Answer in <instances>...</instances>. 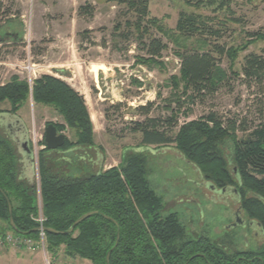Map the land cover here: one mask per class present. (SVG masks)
Segmentation results:
<instances>
[{
	"label": "trees",
	"instance_id": "16d2710c",
	"mask_svg": "<svg viewBox=\"0 0 264 264\" xmlns=\"http://www.w3.org/2000/svg\"><path fill=\"white\" fill-rule=\"evenodd\" d=\"M149 2L119 1L126 13L133 15L132 20L126 21L127 28L136 33L146 51V57H137L138 64L164 65L162 53L168 44L163 39L173 44V52L180 59L179 75H172L169 81L176 108L168 106L171 115L161 119L149 117L153 103L138 107L136 114L146 119L134 122L132 130L141 134V146L176 145L181 155L216 188L235 186L241 195V210L264 231V122L250 128L245 121H224L217 114L209 113L173 132L186 103L215 94L228 81V72L221 66L223 59L230 60L229 69L234 76L263 82V54H245L240 71L233 70V66L250 43L264 41V32H245L247 42L237 46L223 42L227 33L235 30L231 24L243 23L232 10L231 0H185L186 5L196 11L210 9L213 15L180 12L173 29L164 24V19L151 16ZM92 9L91 5H84L79 12L89 10V14H93ZM153 30L161 37H156ZM121 35L128 37V34ZM22 36L17 33L14 40H21ZM30 94L36 104L53 107L75 137L74 141L66 137L64 146L57 150L46 147L45 136L42 141L45 148L39 152L37 167L44 227L66 231L85 213L98 212L77 225L71 234L46 232L49 254L56 256L64 246L66 256L79 257L91 264H108L109 253V264H264V244L256 250H240L238 237L234 235L222 237L220 243L207 236L195 238L177 212L166 214L163 197L150 184L145 152H128L118 166L106 170L77 175L78 167L66 169L54 153L96 147L86 100L65 80L42 75L32 88L18 77L1 85L0 105L9 102L12 107L7 113L15 115ZM2 112L0 110V114ZM56 127L59 133L64 128ZM239 131L243 136H238ZM11 139L0 136V235L13 233L37 243L39 233L33 231L39 226L34 220L39 215L37 186L31 184L26 173L22 175L26 169L19 157L22 154L16 141L13 143ZM227 141L233 143L236 178L228 169L222 152ZM247 191L253 195L246 196ZM9 205L18 232L10 226Z\"/></svg>",
	"mask_w": 264,
	"mask_h": 264
},
{
	"label": "rangeland",
	"instance_id": "374dc122",
	"mask_svg": "<svg viewBox=\"0 0 264 264\" xmlns=\"http://www.w3.org/2000/svg\"><path fill=\"white\" fill-rule=\"evenodd\" d=\"M119 1L0 0V86L13 77L26 81L30 88L42 75L65 80L86 100L94 125L96 147L54 153L62 166L66 169L78 167L80 171H75V174L79 175L118 166L128 152H145L149 160L150 184L163 197L166 214L177 212L195 238L207 236L220 243L222 237L234 235L238 237L236 241L240 250H256L264 244V231L241 210V195L235 186L229 187L226 193L214 190L213 194L206 185L207 180L181 155L176 145L141 146V134L132 130L134 122L146 119L136 114L138 107L153 103L149 117L161 119L171 115L168 106L176 108L174 90L169 81L172 75H179L180 59L173 52V44L164 38L168 44L162 53L164 65L148 67L138 64L137 57H146V51L138 42L136 33L127 28L126 21L132 20L133 15L127 14ZM149 1L151 16L164 19V24L171 29L175 28L180 12L213 15L210 9L196 11L187 6L185 0ZM231 2L232 10L243 19V23L231 24L235 30L229 31L223 42L237 46L247 42L245 32H264V0ZM84 5H91L93 14H89V10L80 14L79 8ZM152 32L161 37L155 30ZM17 33L23 34L21 40H14ZM121 33L128 34V37ZM249 52L264 55V41L252 42L245 52H240L233 70L240 71L243 57ZM93 65L104 66L105 69L98 71L95 77L91 71ZM230 65V60L223 59L221 66L228 72L229 79L215 94L186 103L179 116V125L173 129L174 134L185 123L209 113L217 114L224 121H245L250 128L264 122V79L262 83H255L242 75L238 78L230 72ZM11 107L9 102L0 105V110L6 112L0 114V136L14 139L4 118L14 116L25 125L34 153V165L33 169L29 168L24 156L20 155L26 168L22 175L26 173L31 184H36L40 208L37 166L39 152L44 149L45 128L51 123L64 126L61 133L73 141L74 132L53 107L36 104L31 94L15 115L7 113ZM238 136H243V133L239 131ZM232 147L233 143L227 141L222 148L230 172L234 168ZM232 175L234 178L237 176L234 172ZM252 195L247 191L246 196ZM239 209L245 225L230 228ZM249 222L253 228L247 226ZM0 264L91 262L66 256L64 246L54 256L47 250L11 243L0 246Z\"/></svg>",
	"mask_w": 264,
	"mask_h": 264
},
{
	"label": "water",
	"instance_id": "95a60500",
	"mask_svg": "<svg viewBox=\"0 0 264 264\" xmlns=\"http://www.w3.org/2000/svg\"><path fill=\"white\" fill-rule=\"evenodd\" d=\"M10 117H11L10 119L4 118L5 123H7L6 126L10 129L11 134L13 135V138L18 145V149H19L20 153L25 158L26 164L29 166V168L30 167L32 168V166L34 165V161H33L34 160V157H33L34 153H33L31 146H30V141L28 139V135H27L28 133H27L26 127L21 122V120L19 118H18L19 120H16L14 118V116L13 117L10 116ZM65 142H66L65 134L59 133L55 124H52V123L48 124L47 127L45 128L46 147L50 150H57V149L61 148L62 146H64ZM207 186L210 189L214 188V190L216 192H220V193L224 192V190L219 191L218 189H216V187L210 182L207 183ZM9 209H10V226L14 231L18 232L16 224H15L13 217H12L11 205H9ZM97 213H98L97 211L85 213L84 215H82L80 218H78L75 221V223L73 224V226L69 230H66V231H57L53 228H48V227H44V230L48 233L68 235V234L73 233V231L77 225H79L80 223H82L83 221H85L86 219L90 218L91 216H93L94 214H97ZM106 218H109V217L106 216ZM252 222H250V223L252 224ZM238 225L239 226L245 225V222L242 219L241 212H239V211L235 213V222L230 228L236 227ZM33 231L34 232L39 231V228H36ZM25 234H28V233H25ZM118 241H119V235H118ZM109 257H110V253L107 256V263L108 264H109Z\"/></svg>",
	"mask_w": 264,
	"mask_h": 264
},
{
	"label": "built area",
	"instance_id": "2783aa9c",
	"mask_svg": "<svg viewBox=\"0 0 264 264\" xmlns=\"http://www.w3.org/2000/svg\"><path fill=\"white\" fill-rule=\"evenodd\" d=\"M39 197L41 198L40 190H39ZM38 207H39V204H38ZM34 220L37 223H39L38 233H39L40 240L37 243L33 239L25 238L22 236H17L13 233H8L7 235H0V246L9 245L11 243H18V244H22V246H27L30 249H42L43 251H45L46 250V244H45L46 231L44 230L45 217L43 215L41 206L39 208V215Z\"/></svg>",
	"mask_w": 264,
	"mask_h": 264
},
{
	"label": "bare ground",
	"instance_id": "6f19581e",
	"mask_svg": "<svg viewBox=\"0 0 264 264\" xmlns=\"http://www.w3.org/2000/svg\"><path fill=\"white\" fill-rule=\"evenodd\" d=\"M1 43H2V42H1ZM104 69H105L104 66L93 65L91 71L95 74V77H96L97 74H98V71H100V70H104ZM44 148H45V147H44Z\"/></svg>",
	"mask_w": 264,
	"mask_h": 264
},
{
	"label": "flooded vegetation",
	"instance_id": "af4514ba",
	"mask_svg": "<svg viewBox=\"0 0 264 264\" xmlns=\"http://www.w3.org/2000/svg\"><path fill=\"white\" fill-rule=\"evenodd\" d=\"M195 169H196V168H195ZM203 177H204V176H203ZM207 183H208V182H207ZM206 185H207V184H206ZM207 187H208V186H207ZM228 188H229V187L224 188V192H225V193H226V191L229 190ZM209 189H210V188H209ZM216 189H217V188H216ZM210 190H211V191L213 192V194H214V188H211ZM219 191H220V190H219ZM224 192H222V193H224ZM218 193H220V192H218ZM222 193H221V194H222ZM213 199H214V198H213ZM238 211L241 212V214H242V211H241L240 209H239ZM238 211H237V212H238ZM247 226L250 227V228H253L254 225L251 224V223L249 222V223L247 224ZM260 227H261V226H260Z\"/></svg>",
	"mask_w": 264,
	"mask_h": 264
},
{
	"label": "crops",
	"instance_id": "0c3cea01",
	"mask_svg": "<svg viewBox=\"0 0 264 264\" xmlns=\"http://www.w3.org/2000/svg\"><path fill=\"white\" fill-rule=\"evenodd\" d=\"M30 146H31V144H30Z\"/></svg>",
	"mask_w": 264,
	"mask_h": 264
}]
</instances>
